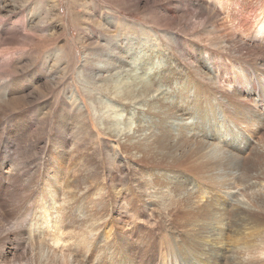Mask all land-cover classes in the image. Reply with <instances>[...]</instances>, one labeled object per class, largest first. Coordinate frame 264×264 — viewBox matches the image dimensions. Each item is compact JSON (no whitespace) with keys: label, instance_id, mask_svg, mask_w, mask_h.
Segmentation results:
<instances>
[{"label":"bare ground","instance_id":"1","mask_svg":"<svg viewBox=\"0 0 264 264\" xmlns=\"http://www.w3.org/2000/svg\"><path fill=\"white\" fill-rule=\"evenodd\" d=\"M183 1L194 6L207 21L213 20L211 42L193 44L191 51H187L191 59L184 62L187 70L175 68V61L164 65L165 51L151 45L129 50L131 41L126 42L130 39L127 33L118 38L125 40L119 42L121 47H115L118 42L111 44L114 46V62H108L113 71L111 88L116 99L127 108L118 107L117 116H124L126 121L121 125L119 120L118 123L114 120L111 134L118 140H127V148L134 152L135 158L139 157L136 162L140 161L146 168L159 167L162 160H176L174 152L180 151L175 148L183 144L193 145L196 161H186L181 155L182 159L171 162L174 175L168 173L169 169L160 174L156 168L146 170L148 174L140 176L143 179L138 180L136 188L126 185L115 190L109 170L106 182L100 186L95 173L98 167L89 156L57 141L48 145L47 158L41 162L45 166L42 176L46 185L39 191L38 200L26 206L15 202L3 210L0 204V264H22L20 260L24 258L29 261L37 258V264H264V198L257 202L254 197L247 199L239 187L242 173L263 171L264 174V144L253 137L262 127L264 111L260 112L248 101L256 90L255 84L249 83V70L258 68L247 64L250 56L256 54L258 58L252 61L264 65V0H174V3L181 6ZM123 26L128 27L125 22ZM218 32L220 39L216 40ZM162 36L167 38L164 44L170 51L177 41L170 35ZM224 73L227 74L223 77ZM71 101L77 107L73 110V120L89 115L77 98L72 96ZM204 108L211 109L206 117L211 120L213 112L218 124L213 119L209 125L197 121ZM193 113L196 117L191 122ZM81 123L87 127L86 122ZM12 129L14 125L5 130L0 127V155L6 153L5 158L0 157V197L15 194L30 184L27 169L18 167L17 160L12 164L13 157L22 158L24 164L32 160L29 156L35 158L31 150L34 143L29 145V140L24 142L25 149L16 153L19 148L15 139L22 143L19 135L4 143ZM3 136L6 138L2 139ZM13 147L10 153L8 149ZM160 147L163 150L153 151ZM245 157L257 163L247 165ZM221 168L224 171L221 177H230L231 183L222 180L215 188L211 177L216 174L207 171L217 170L212 172L217 173ZM186 172H190L189 179ZM255 178L250 182L251 187L255 186L254 190L258 187L263 196L264 181L257 183ZM191 180L192 187L185 188ZM168 197H177V207L164 206L163 213L173 217V221L186 223L204 216V220H195L198 232L176 231L172 237L165 238L167 232L160 231L159 248L155 229L144 233L139 230L135 238L126 234L124 227L129 224L132 232L137 231L139 223L134 216L154 213V202L170 200ZM123 204L131 206L130 220L116 214ZM98 252L103 253L98 255Z\"/></svg>","mask_w":264,"mask_h":264},{"label":"rangeland","instance_id":"2","mask_svg":"<svg viewBox=\"0 0 264 264\" xmlns=\"http://www.w3.org/2000/svg\"><path fill=\"white\" fill-rule=\"evenodd\" d=\"M212 21H207L204 15L198 14L197 9L194 6L187 5L186 1H183V5L179 6L174 3V0H0V127L5 130L7 126H15V129H12L8 134V138L4 139L6 137L3 136L2 139L5 143L7 140L13 141L12 139L16 135H19V138L21 136L22 145L18 144V140L15 139L17 142L16 148H19L16 149L17 154L25 149L24 142L29 140V145L32 146V143H34L31 150L34 151L32 156L35 157L33 159L29 156L28 158L32 160H27L28 162H25V164L22 158L13 157L12 164L16 163L17 160L18 167L27 169V175L30 174L27 180L31 185H26V188H23L24 190H19L21 192L19 194L18 191L15 194L1 196V209H6L8 208L7 205L12 206L16 203L26 206L38 200L39 191L44 189L43 186L46 185V181L42 176V173L45 172V166L42 163L47 158L46 148L57 144V142L68 148L72 146V150L78 149L81 151L79 154L89 156L90 159L95 161V165L98 167L95 173H97L100 186L103 181L106 182L107 170H109L110 177L116 187L115 190H120L126 185L136 188L138 180L143 179L140 176L148 174L144 172L146 170L156 168L155 170H159V174L170 170L168 173L171 172L170 174L174 175V166H171V162L176 163L178 158L182 159V156L186 161H196L197 155L194 152L193 145L183 144L182 147L185 150L182 149L181 145L175 148L176 151H180L179 153L174 152L176 160L164 161L161 159L159 167L146 168V166L141 165L140 161L136 162L139 157L135 158L133 156L134 152L127 148L126 144L129 146L127 140H118L111 134L114 122L119 120L118 122L122 125L126 119L124 116H117L118 107L123 106L121 105L123 101L116 99L113 94L111 88L113 78H110L113 71H111L108 62H114V46L111 47V44L118 42L119 45L115 44L117 45L115 47H121V43H124L125 40L123 38L119 40L118 38L128 34L130 39L126 42L131 41L127 46L129 50L133 47L136 51L140 45L141 47L151 45L155 49L159 48V50L165 51L162 54L164 65L175 61V68L178 66L186 67L187 70L188 67L184 62L186 63V60L190 58L188 52L191 51L193 44L202 45L211 42L210 40L214 34L211 31ZM123 22L129 28H125ZM218 33L216 34V40L220 39V32ZM163 34L170 35V38L175 42L177 41L172 45L170 51L167 49L168 45L164 44L167 38L163 37ZM132 37L135 39H132ZM212 50L216 49L213 47ZM250 57L247 64L249 66H252V64L257 65L258 69L249 70V80L251 79L249 83H254L256 90L255 95H252V99L248 101L251 102V105H256L260 112H263L264 65L252 61L258 58L256 54ZM107 58H111V60ZM156 62L159 64L158 61ZM226 74L224 73L223 77ZM222 82L223 79L220 83ZM231 83L233 84V80ZM221 88L226 89L222 86ZM260 90L261 92H259ZM72 96L78 99V103L81 104L85 112L88 111V116L76 120L72 119V114L75 112L73 110L77 108L73 104L74 102L71 101ZM78 103L76 104L78 105ZM210 110L209 108H204L201 112L198 110L200 118L197 117L199 119L197 121H200L202 125H209V123H213V119L218 124L219 121L213 112L210 115L211 120L206 117ZM194 115L193 113L189 121L195 120L196 115L195 117ZM132 121L134 126V119ZM81 122H86L87 127L84 128ZM258 131V133L257 131L254 133L253 137L256 142L261 141L264 144V122L262 127L259 126ZM84 143H88V147ZM163 148H157L158 150L154 148L153 151H161ZM13 149L14 147L9 148L8 151L11 153ZM29 153L26 152L25 154ZM177 153L179 156H177ZM244 154H247V151ZM5 155L6 153H2L0 157L5 158ZM140 159H142L141 155ZM244 160H246L247 165H251V162L257 163V160L249 157H245ZM18 167L16 166V168ZM82 171L85 173L84 168H82ZM141 171L144 173L142 174ZM216 171H207L210 175L216 174L210 176L213 181L211 182L212 186L217 188L215 185H218L222 180L228 184L231 183L230 177H221L224 172L223 168L217 173H212ZM261 172L262 174L257 171H250L239 176V187L241 186L240 189L243 191L245 198L253 199L254 197L256 202L263 200V191L257 189L258 187L255 190L252 189L255 186L251 187L250 183L255 177H258V179L255 178L257 183H262L264 174L263 171ZM186 173L189 179L188 173L190 172ZM46 177L48 178V172ZM193 183L194 181L186 183L185 188L192 187ZM31 199L34 200L31 201ZM168 199L170 200H156L153 205L154 213H139L138 216H134V218H137H135L137 223H139L137 229H135L137 231L132 232L129 224L124 227L126 234L129 236L132 234V238H135L139 230L144 233V231L155 229L157 232H155V242L159 248L161 240L158 239H161V232L163 234L167 232V234H164L165 238L172 237L176 231H179L178 233L192 230L198 232L195 227V220L200 221L204 216L202 218L196 217L186 223H181L180 220L173 221V217H168L163 212L164 206H178L177 197H168ZM130 209V205L123 204L116 214L121 219L130 220ZM141 225L142 227H140ZM101 253L103 252H98V255ZM28 257L30 258L29 255ZM36 259L35 261L31 259L29 261L24 258L20 261H22V264H37L38 259Z\"/></svg>","mask_w":264,"mask_h":264}]
</instances>
